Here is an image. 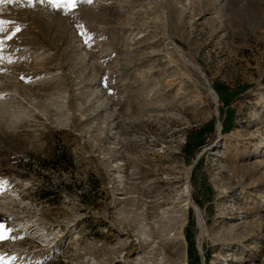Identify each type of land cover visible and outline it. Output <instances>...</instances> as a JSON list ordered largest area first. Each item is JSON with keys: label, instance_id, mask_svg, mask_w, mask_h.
Returning <instances> with one entry per match:
<instances>
[{"label": "rangeland", "instance_id": "1", "mask_svg": "<svg viewBox=\"0 0 264 264\" xmlns=\"http://www.w3.org/2000/svg\"><path fill=\"white\" fill-rule=\"evenodd\" d=\"M69 7L0 0V264H264V0Z\"/></svg>", "mask_w": 264, "mask_h": 264}, {"label": "snow or ice", "instance_id": "2", "mask_svg": "<svg viewBox=\"0 0 264 264\" xmlns=\"http://www.w3.org/2000/svg\"><path fill=\"white\" fill-rule=\"evenodd\" d=\"M9 2H11V0H9ZM41 3H48V4H51L53 6H55L58 10L61 8V7H64L65 5L67 6H70L69 8H66V12L69 11V10H72L74 9V6L76 5L77 3V0H40ZM85 2L87 3H91L92 0H85ZM5 29L3 27V24L2 22H0V32H4ZM17 31H19V29H17ZM7 39H12V36H8ZM0 44H3V41L0 40ZM3 57L0 56V59H2ZM2 227V226H0ZM4 239V237H0V240Z\"/></svg>", "mask_w": 264, "mask_h": 264}, {"label": "bare ground", "instance_id": "3", "mask_svg": "<svg viewBox=\"0 0 264 264\" xmlns=\"http://www.w3.org/2000/svg\"><path fill=\"white\" fill-rule=\"evenodd\" d=\"M181 52H182V55H184V54H183V51H181ZM213 93H214V95L216 96V94H215V92H214V91H213Z\"/></svg>", "mask_w": 264, "mask_h": 264}]
</instances>
